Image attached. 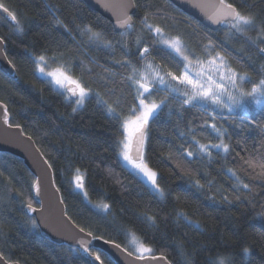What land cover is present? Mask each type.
<instances>
[{"label":"trees","instance_id":"1","mask_svg":"<svg viewBox=\"0 0 264 264\" xmlns=\"http://www.w3.org/2000/svg\"><path fill=\"white\" fill-rule=\"evenodd\" d=\"M134 1L135 26L118 33L83 0H0L17 12L24 27L17 32L0 16V36L17 72L10 78L0 71V102L7 106L9 121L35 140L53 169L67 214L93 236L130 252L138 250V244L149 247L151 254L163 255L171 264H210L223 255L231 256L233 264H264V183L259 179L264 98L260 104L248 98L229 113L210 103L207 111L199 104L181 107L183 86L172 93L157 86L146 96L149 102L168 97L148 122L144 149L163 195L123 163L119 146L125 139L122 122L134 116L133 109L138 112L135 85L127 79L132 69L145 72L147 63L162 74L180 75L183 69L176 54L140 21L147 16L148 24L163 28L168 37L180 36L192 50L185 52L192 60L207 61L221 52L232 69L250 78L242 84L250 92L264 79V55L258 51L264 43L257 39L258 29L264 28V0H228L256 19L246 37L227 26L210 30L169 0ZM209 40L219 46L216 51H206ZM144 46L150 49L146 60L139 55ZM40 55L50 59L51 68L59 67L91 90L82 104L39 75ZM211 111L215 120L207 114ZM212 123L226 130L228 152H197L192 137L219 143L220 137L208 127ZM77 170L83 191L75 188ZM236 177L249 188L237 186ZM34 182L22 159L0 152V252L21 264H93L79 249L44 236L26 214L25 207L35 204ZM246 247L249 256L243 255ZM92 252L103 264H115L107 255Z\"/></svg>","mask_w":264,"mask_h":264},{"label":"snow or ice","instance_id":"2","mask_svg":"<svg viewBox=\"0 0 264 264\" xmlns=\"http://www.w3.org/2000/svg\"><path fill=\"white\" fill-rule=\"evenodd\" d=\"M55 7V6H53ZM216 10L210 19L213 20L214 23L224 24L229 28L230 31L240 34L241 36H247V33L250 29L256 27V19L250 13L242 12L234 3H229L228 0H219L218 5L215 6ZM0 13H2L6 18L14 25V30L17 32H23L24 27L17 16V12L12 10L9 5L4 2H0ZM148 18L145 16L140 23L144 25L148 29L149 32L155 33L156 37L159 39V42L162 43L166 49L172 50L176 54V56L180 59V63L183 65V69L180 75H176L172 72H163L158 67L153 66L151 63H147L145 65V72H138L136 68L132 69V75L128 76L127 79L130 80L136 89V99H137V107L133 109L134 119H125L122 122V129L127 132V135L124 140H122L119 144L120 146V156L128 162L141 176L147 180L154 191L163 195L164 189L160 187L157 182V172L153 171L148 167L147 162L144 158V149L147 140V126L150 118H153L158 111L162 108V106H166V102L168 101V97L165 96L156 102L152 100L149 102L145 97H150L152 95L153 90L157 86H164V88L169 92H181L180 86H183L184 91L181 93L183 96V102L181 107L184 105H196L199 104L202 107H205L206 104H214L221 109H227L229 113L233 112L236 108L243 107L246 99L251 98V100L260 104L261 99L264 98V79L259 80L258 83H254L251 87L250 92H245L242 84L245 81L250 80L247 75H241L234 69L229 66V62L226 57L216 49L219 47L218 45L213 44L211 40L208 41L207 45H205L206 51H216L215 56H210L207 61H202L199 57H196L195 62L188 55H185V52H191L192 50L188 48L184 40L180 36L168 37L164 29L152 24H148ZM57 23H62V21L57 20ZM120 28L125 31L134 28V22L132 17L124 14V17L116 22ZM67 28V25H64ZM88 31L91 32V28H88ZM258 31L261 33V36L257 37L261 43H264V28H259ZM92 36L99 37V33H92ZM4 42V37L0 36V43ZM109 46H111V42H108ZM139 46L140 41H137ZM258 51L264 55V48L258 47ZM150 54V49L147 46H144L142 51L139 52V55L142 59H147V56ZM192 55H195L193 52ZM46 57L44 55H40L36 58L37 64H45ZM219 62V63H217ZM120 63V62H118ZM127 64L131 66V61H127ZM205 64L209 66L211 73L209 74V70L205 68ZM195 69H200V71H196ZM41 73H44L43 67L38 69ZM46 75L53 77L54 82L61 87H64L65 82L71 83L74 85L69 91L72 92L73 95L77 96L76 103L82 104L83 100L86 96L89 95L90 89L85 88L82 84H80L76 80H72L70 77L64 75L62 72H52L46 73ZM215 76V78H213ZM62 77V79H61ZM151 78V79H150ZM239 81V83H238ZM175 82V83H174ZM229 89L236 90L234 94ZM78 90V92H77ZM98 95V94H97ZM108 110L112 113L116 112L115 108L111 106L108 107ZM5 119H7V108L5 106ZM75 111V109H73ZM205 111L207 108L205 107ZM209 117L213 120L216 118L215 111H211L207 113ZM16 127H20L17 125ZM208 127L213 130L219 137V143H200L195 140V137H192L193 142L196 144V150L202 154L211 155V151L213 149L222 150L224 152L229 151V145L224 142L223 136L226 134V130H222L217 127L216 123H212L208 125ZM183 135V134H181ZM136 137L135 142V152L136 155L133 157V137ZM194 153L192 151H186V156L191 158ZM262 160L259 164L261 168L260 174V182L264 183V154H261ZM245 163H249L245 161ZM250 167H256L255 164H250ZM77 175V181L81 180L82 177L79 175V170ZM231 171V170H229ZM235 176V172H233ZM237 186H242L243 188H249L248 184L243 183L239 177H236ZM199 184V181L196 182ZM79 187L83 188V184H79ZM35 190L39 193V181L37 180L34 185ZM239 199V197H237ZM104 208H108V205H103ZM29 211H35L32 209L31 204L28 205ZM150 221L155 220L154 217H147ZM185 219H188L185 216ZM194 224L196 222H193ZM79 228V225L76 226ZM81 232H84V229H80ZM91 236V233H88ZM82 245H86V241H80ZM138 251L141 252H151L150 248H146L141 245ZM251 251L249 248L243 249V255L249 256ZM0 256H3V253L0 252ZM95 259L100 261V256L96 255ZM143 259V256H141ZM101 264L103 262L101 261ZM210 264H233V259L231 256L223 255L220 256L218 260H212Z\"/></svg>","mask_w":264,"mask_h":264},{"label":"water","instance_id":"3","mask_svg":"<svg viewBox=\"0 0 264 264\" xmlns=\"http://www.w3.org/2000/svg\"><path fill=\"white\" fill-rule=\"evenodd\" d=\"M92 10L101 14L109 20L115 31L118 33L125 32L116 23L124 17V14L132 17L136 13V5L134 0H83ZM185 14L193 17L206 28L218 31L224 27V24L214 23L210 17L214 14L219 0H169ZM3 17L9 24L14 26L2 13ZM0 71L9 76L16 78L17 72L14 65L8 59L5 52V42L0 43ZM74 87L71 83L66 86V94L72 100H77V96L73 95L69 89ZM78 92V90H77ZM5 104L0 102V152L8 153L23 160L25 166L35 177L34 185L39 181V193L36 192L33 185V196L35 204L29 211L28 205L25 207L26 214L35 219L41 233L57 244H64L80 250L82 254L87 256L93 264H101L95 259L101 252L107 255L115 264H171V262L163 255H134L122 245L95 237L89 232H81V227L77 228V224L67 214L65 203L62 199L60 190L55 183L53 169L37 146L35 140L26 134L23 128L12 125L9 121V112L7 109V119H5ZM7 108V106H6ZM148 129V126H147ZM136 137H133L132 155L135 157ZM86 241V245H82L80 241ZM0 264H21L7 260L4 256H0Z\"/></svg>","mask_w":264,"mask_h":264},{"label":"rangeland","instance_id":"4","mask_svg":"<svg viewBox=\"0 0 264 264\" xmlns=\"http://www.w3.org/2000/svg\"><path fill=\"white\" fill-rule=\"evenodd\" d=\"M193 62H195V60H193ZM217 63H219V62H217ZM39 65V68H41V67H43V69H44V73H41L39 70H38V73H39V75L41 76V77H44V78H47V79H49L50 80V82L53 84V86H54V88L55 89H57L58 91H63V92H66V86L69 84V83H67V82H65V84H64V87H61L60 85H58V84H56L55 82H54V78L53 77H50V76H48V75H46V73H52V72H57L58 70H59V72H62L64 75H66V76H68V77H70L68 74H66L65 72H63L59 67H58V69L56 68V69H53V68H51L50 66H51V62H50V59H48L47 57H46V62H45V64H38ZM205 68L206 69H208L209 70V74H212L211 73V70H210V68H209V66H207L206 64H205ZM196 71H200V69H195ZM71 78V77H70ZM213 78H215V76H213ZM61 79H62V77H61ZM72 80H74L73 78H71ZM238 83H239V81H238ZM160 88H164V86H159ZM229 91H232L234 94L236 93V90H233V89H229ZM85 100V99H84ZM84 100H83V102H84ZM82 102V103H83ZM243 110H247V107H244L243 108ZM135 117L133 116V117H131V118H129V119H134ZM126 135H127V132L125 131V137H126ZM121 159H122V161H123V163L131 170V171H133L134 173H136L137 175H139L150 187H151V189L153 190V188H152V186H151V184L147 181V180H145L144 179V177L143 176H141L138 172H136V170L128 163V162H126L122 157H121ZM149 167V166H148ZM150 168V167H149ZM153 170V169H152ZM154 171V170H153ZM156 172V171H155ZM80 175V174H79ZM81 176V175H80ZM82 177V176H81ZM82 181H83V178L81 179V180H79V181H77V176H76V178H75V181H74V184H75V188L76 189H78V190H80V191H83L84 190V187L83 188H81V187H79L78 185L79 184H82ZM140 242V241H139ZM137 249H140V247H141V245L140 244H138L137 245ZM146 248H149V247H146ZM151 249V248H150ZM131 253H133L134 255H137V256H145V255H150L151 253H152V249H151V252H141V251H138V250H133V252L131 251Z\"/></svg>","mask_w":264,"mask_h":264}]
</instances>
